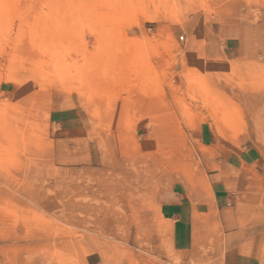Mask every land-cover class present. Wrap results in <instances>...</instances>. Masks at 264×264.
Instances as JSON below:
<instances>
[{"label":"rangeland","instance_id":"rangeland-1","mask_svg":"<svg viewBox=\"0 0 264 264\" xmlns=\"http://www.w3.org/2000/svg\"><path fill=\"white\" fill-rule=\"evenodd\" d=\"M0 264H264V0H0Z\"/></svg>","mask_w":264,"mask_h":264},{"label":"crops","instance_id":"crops-1","mask_svg":"<svg viewBox=\"0 0 264 264\" xmlns=\"http://www.w3.org/2000/svg\"><path fill=\"white\" fill-rule=\"evenodd\" d=\"M221 193V192H220ZM222 195H224V194H222ZM219 200L221 201V200H224L223 202H225V204H227L228 203V199H227V197L226 196H221L220 198H219ZM206 207V206H205Z\"/></svg>","mask_w":264,"mask_h":264}]
</instances>
